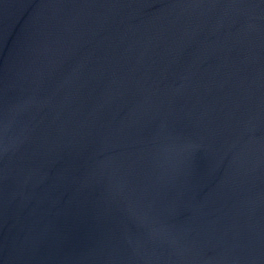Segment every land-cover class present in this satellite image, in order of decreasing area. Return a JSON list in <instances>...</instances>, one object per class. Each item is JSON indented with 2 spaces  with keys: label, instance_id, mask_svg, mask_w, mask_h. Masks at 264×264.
Here are the masks:
<instances>
[{
  "label": "water",
  "instance_id": "obj_1",
  "mask_svg": "<svg viewBox=\"0 0 264 264\" xmlns=\"http://www.w3.org/2000/svg\"><path fill=\"white\" fill-rule=\"evenodd\" d=\"M0 264H264V0H0Z\"/></svg>",
  "mask_w": 264,
  "mask_h": 264
}]
</instances>
